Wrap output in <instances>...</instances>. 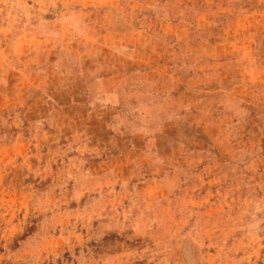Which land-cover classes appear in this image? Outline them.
<instances>
[{
	"label": "rangeland",
	"instance_id": "374dc122",
	"mask_svg": "<svg viewBox=\"0 0 264 264\" xmlns=\"http://www.w3.org/2000/svg\"><path fill=\"white\" fill-rule=\"evenodd\" d=\"M0 264H264V0H0Z\"/></svg>",
	"mask_w": 264,
	"mask_h": 264
}]
</instances>
